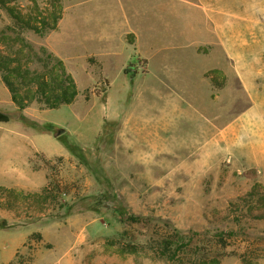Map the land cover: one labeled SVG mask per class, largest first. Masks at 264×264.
<instances>
[{"label": "rangeland", "instance_id": "obj_1", "mask_svg": "<svg viewBox=\"0 0 264 264\" xmlns=\"http://www.w3.org/2000/svg\"><path fill=\"white\" fill-rule=\"evenodd\" d=\"M58 1L8 5L56 12L41 35L0 7L22 62L46 49L78 91L23 111L0 91V146L44 152L29 166L50 185L0 191V258L16 238L14 264H264V0Z\"/></svg>", "mask_w": 264, "mask_h": 264}, {"label": "trees", "instance_id": "obj_2", "mask_svg": "<svg viewBox=\"0 0 264 264\" xmlns=\"http://www.w3.org/2000/svg\"><path fill=\"white\" fill-rule=\"evenodd\" d=\"M12 1L14 0H0V7L4 8L17 23L39 35L47 30L56 29V21L59 19L56 12L48 17L33 2L34 13L32 18L28 19V22H24V16L8 6ZM54 2L59 1L53 0ZM32 20L33 23H31ZM7 30L10 31L9 28L0 31V44L4 45V48L0 45V79L16 109L23 111L34 102L47 110H56L61 106L72 104L78 95V91L73 78L65 70L62 60L46 49L40 48V56L36 54L33 56L40 70L30 69L28 63L22 62V57L31 59L32 48L18 34L11 39ZM7 42H11L13 45L9 46ZM9 47L14 50L7 53L5 49H10ZM8 120V116L0 112V122L5 123ZM65 147L78 159H83L82 151L75 145L65 143ZM49 186V184L44 186L42 191L46 192ZM9 192L11 194H21L13 191ZM119 213L122 214L121 211ZM131 219L135 221V218ZM4 226L5 223L2 222V227Z\"/></svg>", "mask_w": 264, "mask_h": 264}, {"label": "crops", "instance_id": "obj_3", "mask_svg": "<svg viewBox=\"0 0 264 264\" xmlns=\"http://www.w3.org/2000/svg\"><path fill=\"white\" fill-rule=\"evenodd\" d=\"M6 91L7 96L9 95L7 89L4 87L2 83H0V91ZM4 123L0 122V136L3 133V131L8 132L7 129H2ZM1 144V143H0ZM4 144V143H3ZM0 146V161H3L1 163L0 167H5V171L3 173V176L0 180V191H13L16 193H25V191H37L38 189H42L44 186H46V176L42 174L41 171H38V173H34L33 169L29 166V158L30 156L37 152L44 153L40 150H33L31 149L29 152L24 153V155H21V157H16L15 154L12 153V151L9 149V145ZM52 230V224L48 225L47 231ZM1 232H5L9 235L10 238L13 236L10 234L8 228L1 229ZM8 237V236H7ZM6 237V239H7ZM10 242L11 246L6 251L5 258H0V264H14L16 262V254L18 253V249L22 245V241H19L16 238L11 239ZM67 248V247H64ZM44 261L43 259L39 258H33L31 262H27L26 264H38L39 262ZM46 261V260H45ZM46 264H99L94 258H85V259H77L72 258L69 256L59 257L54 262H52V259L46 262Z\"/></svg>", "mask_w": 264, "mask_h": 264}]
</instances>
